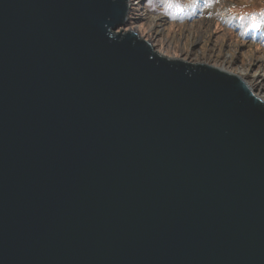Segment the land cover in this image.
<instances>
[{
	"label": "water",
	"instance_id": "1",
	"mask_svg": "<svg viewBox=\"0 0 264 264\" xmlns=\"http://www.w3.org/2000/svg\"><path fill=\"white\" fill-rule=\"evenodd\" d=\"M128 13L0 0V264H264V102Z\"/></svg>",
	"mask_w": 264,
	"mask_h": 264
},
{
	"label": "rangeland",
	"instance_id": "2",
	"mask_svg": "<svg viewBox=\"0 0 264 264\" xmlns=\"http://www.w3.org/2000/svg\"><path fill=\"white\" fill-rule=\"evenodd\" d=\"M171 2L129 0L128 23L121 30L136 33L169 60L236 75L263 100L264 0Z\"/></svg>",
	"mask_w": 264,
	"mask_h": 264
},
{
	"label": "trees",
	"instance_id": "3",
	"mask_svg": "<svg viewBox=\"0 0 264 264\" xmlns=\"http://www.w3.org/2000/svg\"><path fill=\"white\" fill-rule=\"evenodd\" d=\"M176 0H172V2L171 3H174ZM168 5V4H167ZM167 5H164V6H162L164 9H167ZM247 32H248V34H250V33H252L253 31H251V30H248V27H247Z\"/></svg>",
	"mask_w": 264,
	"mask_h": 264
},
{
	"label": "bare ground",
	"instance_id": "4",
	"mask_svg": "<svg viewBox=\"0 0 264 264\" xmlns=\"http://www.w3.org/2000/svg\"><path fill=\"white\" fill-rule=\"evenodd\" d=\"M128 1H129V0H128ZM248 88H249V87H248ZM249 89H250V88H249ZM250 90H251V89H250ZM252 92H253V91H252ZM263 100H264V98H263ZM263 100H262V101H263Z\"/></svg>",
	"mask_w": 264,
	"mask_h": 264
},
{
	"label": "snow or ice",
	"instance_id": "5",
	"mask_svg": "<svg viewBox=\"0 0 264 264\" xmlns=\"http://www.w3.org/2000/svg\"><path fill=\"white\" fill-rule=\"evenodd\" d=\"M171 5H169V7H170Z\"/></svg>",
	"mask_w": 264,
	"mask_h": 264
}]
</instances>
